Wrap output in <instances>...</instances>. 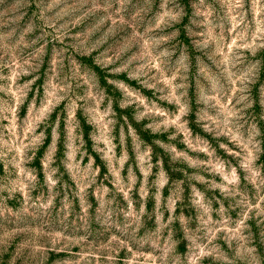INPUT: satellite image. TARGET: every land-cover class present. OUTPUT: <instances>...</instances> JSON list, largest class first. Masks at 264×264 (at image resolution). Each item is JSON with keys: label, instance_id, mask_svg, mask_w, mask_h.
<instances>
[{"label": "rangeland", "instance_id": "obj_1", "mask_svg": "<svg viewBox=\"0 0 264 264\" xmlns=\"http://www.w3.org/2000/svg\"><path fill=\"white\" fill-rule=\"evenodd\" d=\"M0 264H264V0H0Z\"/></svg>", "mask_w": 264, "mask_h": 264}]
</instances>
